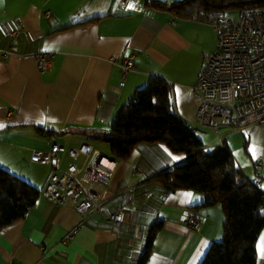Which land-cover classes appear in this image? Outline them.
I'll return each instance as SVG.
<instances>
[{"label": "crops", "instance_id": "0c3cea01", "mask_svg": "<svg viewBox=\"0 0 264 264\" xmlns=\"http://www.w3.org/2000/svg\"><path fill=\"white\" fill-rule=\"evenodd\" d=\"M152 1L0 0V51H9L5 58L0 55V165L42 189L24 218L1 229L0 264H199L211 243L221 239L224 212L219 204L195 207L203 193L190 188L163 191L148 180L185 158L161 142L140 143L127 159H113L109 153L113 172L107 182L93 186L104 202L102 211L81 214L43 194L52 173L78 172L86 154L97 150L105 155L109 149L105 142L70 132L40 135L36 126L58 132L106 129L150 75L168 83L175 111L191 124L193 89L215 50L216 32L204 18H178ZM40 51L51 61L44 70L34 59ZM130 54L134 68L123 79L112 58ZM194 127L203 149L227 147L243 174L264 192V125L221 127L222 138L211 129ZM54 143L61 145L56 164L31 161L33 151L48 150ZM133 167L140 173L132 175ZM119 209V224L106 220L108 212ZM186 209L202 216L197 227L179 219ZM156 220L163 226L141 263ZM73 226V238L63 241ZM255 246L256 264H264V226Z\"/></svg>", "mask_w": 264, "mask_h": 264}, {"label": "trees", "instance_id": "16d2710c", "mask_svg": "<svg viewBox=\"0 0 264 264\" xmlns=\"http://www.w3.org/2000/svg\"><path fill=\"white\" fill-rule=\"evenodd\" d=\"M154 7L165 9L178 18L213 15L264 7V0H153ZM34 130L44 136L74 133L93 141L105 142L113 159H127L140 143L161 142L185 158L172 168L162 170L148 180L163 191L190 188L203 193L195 207L219 204L224 212L223 235L211 243L199 264H256V240L264 226V192L250 181L236 164L227 147L203 149L194 125L175 111L171 89L161 77L150 75L124 103L106 129L86 127L55 131ZM42 189L0 165V231L24 218L33 208ZM162 220L150 226L141 255V263L151 251Z\"/></svg>", "mask_w": 264, "mask_h": 264}, {"label": "built area", "instance_id": "2783aa9c", "mask_svg": "<svg viewBox=\"0 0 264 264\" xmlns=\"http://www.w3.org/2000/svg\"><path fill=\"white\" fill-rule=\"evenodd\" d=\"M125 1L119 0L121 4ZM208 21L216 32L217 41L215 50L197 76L193 89L196 109L191 125L211 129L220 138L221 127L239 130L252 123L264 125V7L245 9L236 19L219 12ZM8 53V50H1V58ZM34 59L39 70L50 66L46 52L35 53ZM112 62L120 67L123 79L134 68L132 54L119 60L112 58ZM60 149L61 145L54 143L48 150L33 151L30 159L41 164H56ZM77 151L70 150L73 154ZM86 155V162L78 172L49 176L43 187L48 201L55 205L71 204L81 214L103 210L104 202L93 186L98 181H108L114 162L97 150ZM131 173L137 175L140 170L133 167ZM105 218L119 224L123 212L120 209L108 212ZM179 219L195 228L202 216L193 209H186ZM75 232L76 226H73L62 240L72 239Z\"/></svg>", "mask_w": 264, "mask_h": 264}, {"label": "rangeland", "instance_id": "374dc122", "mask_svg": "<svg viewBox=\"0 0 264 264\" xmlns=\"http://www.w3.org/2000/svg\"><path fill=\"white\" fill-rule=\"evenodd\" d=\"M228 15H230L232 18L236 19L238 17V13L236 11L229 12ZM103 146L107 147L105 144L102 143ZM105 155L108 157L109 152L107 149L104 151ZM40 187V186H39ZM41 188V187H40Z\"/></svg>", "mask_w": 264, "mask_h": 264}, {"label": "snow or ice", "instance_id": "6c2138e0", "mask_svg": "<svg viewBox=\"0 0 264 264\" xmlns=\"http://www.w3.org/2000/svg\"><path fill=\"white\" fill-rule=\"evenodd\" d=\"M129 7L131 8V7H133V5L132 4H129ZM0 127H3V125H0ZM173 159H177L176 157H173Z\"/></svg>", "mask_w": 264, "mask_h": 264}]
</instances>
